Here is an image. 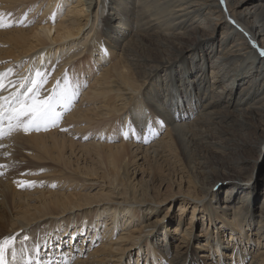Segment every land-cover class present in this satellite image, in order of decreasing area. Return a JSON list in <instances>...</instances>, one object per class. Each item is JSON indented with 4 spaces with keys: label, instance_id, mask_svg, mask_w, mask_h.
Here are the masks:
<instances>
[{
    "label": "bare ground",
    "instance_id": "1",
    "mask_svg": "<svg viewBox=\"0 0 264 264\" xmlns=\"http://www.w3.org/2000/svg\"><path fill=\"white\" fill-rule=\"evenodd\" d=\"M53 2H48L41 27L26 31L17 23L26 13L35 15L38 3L7 7L0 1V47L14 46L0 49L4 129L0 139V246L5 248V264H72L74 258L75 264H99L104 254L103 264H123L127 259L129 264L133 260L137 264H264V192L259 198L258 187L252 183L254 163L249 160L255 153L251 139L261 137L259 131L264 127V56L259 55L264 48V0ZM72 5L67 16H74L73 24L65 20L54 24ZM13 23L18 28L1 30ZM74 36L81 41H66ZM92 46L95 49L90 53ZM4 55L12 58L10 62H3ZM93 58L97 66L105 64L104 73L69 118L73 127L86 123L87 127L74 128L72 133L80 131L82 138L92 130L94 136L104 132L106 139H117L123 130L124 137L147 142L168 128L145 153L157 158L168 150L174 163L186 166L185 174L198 189L184 198L193 202L191 223L200 207L208 214L205 220L211 227L223 222L232 243H225L220 235H208L206 228L208 254L190 252L196 236L186 225L183 230V217L175 220L173 235L168 226L175 222L166 220L163 235L169 239L161 241L158 228L165 217L151 219L160 212L148 205L150 184L131 180L132 145L125 142L127 138L120 136L122 143L108 144L101 142L103 134L100 141L82 144L65 135L59 139L55 131L31 134L38 133L32 131L35 127L25 131L27 121L21 124L12 119L15 97L39 100L56 90L67 96L60 105L71 103L73 88L78 92L80 86L72 76L77 66H89ZM110 59L117 61L107 68ZM41 81L33 97L28 89ZM55 81L58 86L54 83L52 87ZM98 101L103 105L97 106ZM119 116L124 117L115 120ZM260 143L264 144L263 138ZM75 146L93 153L99 165L85 166L84 176L104 170L107 191L97 197L68 192L84 182L69 172L70 162L64 157L65 150ZM210 155L218 161H207ZM226 173L236 174L237 181H222L226 188L217 192L215 178ZM239 180L246 184L239 186ZM39 186L57 187L29 193ZM185 208L183 204L182 213ZM169 235L180 236L174 237L178 240L174 248ZM254 242L259 246L257 256L251 252ZM56 256L68 259L57 261Z\"/></svg>",
    "mask_w": 264,
    "mask_h": 264
},
{
    "label": "rangeland",
    "instance_id": "2",
    "mask_svg": "<svg viewBox=\"0 0 264 264\" xmlns=\"http://www.w3.org/2000/svg\"><path fill=\"white\" fill-rule=\"evenodd\" d=\"M0 1L5 2L6 3L5 6H7V7L10 5L14 7V6L20 5V4H22V2H26V1H32V2L38 3V7L34 11L35 15L30 14V16H29V14L26 13L24 15L23 19L20 20L19 23H17V26L19 28L24 27V29L26 31H29L27 29L40 28L41 24H42L41 18L46 13V9L48 8V2H52L53 3L52 5L56 4V2H53L54 0H0ZM255 1H257V0H255ZM72 7H73V5L68 7V8H65L63 10V14L62 15L60 14L57 18H55L53 20L54 24L58 25V23L62 20H65L66 24H73L74 16H71V15L67 16L68 10L72 9ZM66 16H67V18H66ZM82 21H83V23L86 22L85 17L82 18ZM18 27H15V23H13L10 27L5 28V29H1V30H14L15 28H18ZM73 29L76 30L77 27L75 26V27H73ZM78 29L82 33L83 32V25L81 24ZM54 35H55V32L52 33L51 37H53ZM76 39L79 42L81 41L79 39V36L71 37L66 41H71V40H76ZM95 40H96V38H95ZM13 47L14 46L12 43H7L5 45V47H0V49L4 48L5 50H10ZM40 48L41 47L35 49L31 53L38 51ZM89 49H90L89 52L93 53V50L95 49V47L92 46ZM82 57H85V55H83ZM4 58H5V55H4ZM94 58L96 59V57H94ZM94 58H93V61L91 59V61L87 62V64L89 66H85L86 64L81 65L82 63L79 66H77L78 68H76L77 70L75 71L74 75L72 76V79L74 76H76V79L74 78V80L76 81L78 79L77 82L78 83L80 82V86L77 88L78 92H75V88H73L74 94H75L73 101L71 103L69 102L68 104H66L65 107L62 105H58L56 108V111L59 115H58V118L55 120V122L47 124V125H42L40 129H33L32 130L33 132L38 131V133H31V134L46 135L47 133L49 134V133H52L55 131L58 133L57 138H59V139H61V137H62L61 135H65L67 138L74 140V142L82 143V144L83 143H85V144L91 143L92 141L94 142V140H96V142L100 141L103 134H104V136H103V140H101V142H105L108 144H119V143H122L123 138H127L128 140H126L125 142L126 143L129 142L132 145V147L130 148V150H131L130 155H131V160L133 161V163H132L133 167L131 168L130 173H129L131 180L133 181L134 184L140 185L143 182L144 183L148 182L150 184L151 191H150V196L148 199V203H149L148 205L151 204V206H154L160 212L158 217H156V214H153L154 216H152L151 219L155 220L158 218L162 219L163 217H165V220L163 221L164 223L161 222V225H159V228H158V232H159L158 236H160L161 241H164L165 239H169L168 235H163V230H164L165 224L167 225V222H168L166 220L169 219V220L175 222V220L179 221V219L183 217V219L185 221L184 225L182 226L183 230L186 229L187 227H189L190 232H193L194 235L196 236L195 238H193V240L190 243V249H191L190 252H198L200 256H201V253L202 254H208L207 253L208 252V249H207L208 245L207 244L205 245V243H204V238L207 237L206 236V228L210 230L208 235H210L212 233L214 234V236L220 235L221 238H223V240L225 241V243H229V242L232 243L231 234L229 233V231H226L224 229V225L222 224L223 222L217 221V225L215 227H211L209 222L207 220H205V218L209 219L208 214L204 211V209H202V208H201L202 210L199 209L200 207L198 208L197 211L200 210L201 212L196 213L195 218H194L193 222L191 223L190 219L192 218V214H193L192 212L194 210V206L192 204L193 202L191 200L184 199V198H188L187 196L190 195L189 193L194 195V190L197 191L198 189H197V185L194 183L193 179L191 177L187 176V174H185V171H187V169L185 168L186 166L185 165L180 166V164L174 163L173 159L170 158V156H168L169 155L168 150H167L168 154L165 152L164 155L160 154L157 158H154L151 155L145 153L146 147L151 146V144L153 142H155L153 140L157 141V139H160L163 136H165V134L168 131V128H163L159 132L158 136L155 137L154 139L146 140L148 143L145 141L142 142L140 140L133 141L134 139L130 140L129 139L130 137L129 138L127 136L124 137L123 136L124 131L122 130V132H121V126L119 127V132H121V133H120V135H118L117 139H106V134L104 132H100V134L102 135L101 137H98L96 135L97 133L94 136L92 133V130L90 132L88 131L89 134L86 135L85 137H82V138L80 136L82 134L80 131L78 132V134L72 133L74 128L87 127L86 126L87 123L85 124V126L83 125V126L78 127V125H77V126L73 127L71 125L72 123H70V124L68 123L69 118L72 115V113H74L76 111V109L80 106V104L82 103L81 100L83 98V95L85 97V93L88 92L91 89V87L94 85L93 83L96 82L94 80H97L96 78L99 79L101 77V75L104 73V71H101V68H103L102 65L104 63L99 65L100 66L99 67L95 64ZM11 59L12 58H5L3 62H10ZM78 60L79 59H76L75 61H78ZM116 61H117V59H114V60L110 59L109 62L106 63L105 67L109 68L110 66H113ZM105 67H104V70H107V69H105ZM72 68H74V66H72L71 69ZM22 72H23V70H22ZM77 82H75V84H77ZM54 83H56L55 87H57L58 81L53 82L52 87H53ZM82 87H83V89H82ZM87 104L88 103L85 104L86 107H87ZM89 105H91V104H89ZM96 105L101 106L103 104L101 101H98L96 103ZM74 108H75V110H74ZM87 109H88V107H87ZM92 114H94V113H92ZM123 117L124 116H119V117L115 118V120L118 118H123ZM107 120L103 121L102 123H105ZM63 125H64V127H63ZM100 126H101V124H100ZM117 126H119V125H117ZM122 129H123V127H122ZM111 132H112V129H111ZM85 133H86V131H85ZM83 135H84V133L82 134V136ZM259 135L261 137L255 138L256 136H254L251 139V144L254 143L255 153L253 154V156L249 157V160H251V163L253 161V163L255 164V166H254V164L252 165L253 172H254V180L252 181V183L258 187V197L262 199L263 192H264V144H262L260 142H261L262 138L264 139V127H262L261 130L259 131ZM120 136L122 137V139L120 138ZM133 142H135V143L133 144ZM138 144H139V146L142 147L141 149H139V151L137 149L139 147ZM177 151L178 150H176V154L179 155V152H177ZM64 153H65L64 157L70 162V165H69L70 171L69 172H71L73 174V176H81L82 179L84 180V182L80 181L81 185H79L80 187L82 186L83 188H79V186H77L76 188H73L74 190L68 191V192H75V193H78V191L83 192V193L86 192V194H90V195L97 197L103 191H107V187H108L107 180L102 179L104 170H99L98 174H95V176L94 175L88 176L87 174L84 176V174L82 173L85 171V166H91L94 168L99 166V165H97V159H94L95 157H94L93 153L88 152L89 153L88 154L87 152H84L79 146H75L74 148L68 147ZM134 160H135V162H134ZM206 160L211 162V163H215L218 161V160H216V158L214 156H211V155L208 156L206 158ZM236 176L237 175L233 174V173L231 175L226 173V174L221 175L220 177H216L215 178L216 181H214V183H213L214 185H216L215 186V189H217L216 191L218 192L220 190L219 188L220 187L222 188L224 183H228L229 181H233L235 183L237 181ZM222 181L224 183H222ZM239 182H240L239 186L246 184V182H243L242 180H239ZM116 185H117V183H116ZM56 187L57 186L33 187L29 193H34L37 190V188H39V191H42V190H44V188L55 189ZM225 188H226V186L223 187L222 190H225ZM20 189H23V188H20ZM36 195L38 196L39 194H36ZM222 196H225V193H223ZM152 198H153V200H152ZM185 200H188L189 202H191V204L190 205L187 204V202H185ZM183 204L186 206L185 213H182V211H181V206ZM221 205L224 206L223 203ZM220 210H221V208L219 209V212L221 213L222 210L221 211ZM108 219L109 218H107L106 220H108ZM124 223H125V220L123 218V219H121V225H123ZM176 224H177V222H175V224H173V225L168 226V233H170L171 235H173L171 229ZM204 224H205V227H204ZM49 225L50 224H48L47 226L49 227ZM131 230H132V228H131ZM181 231H182V228H181ZM103 232L104 231L102 229L101 233L103 234ZM119 234H121V232L115 233L113 236L117 237ZM169 237H170V235H169ZM174 237L177 238L180 236L174 235ZM174 237L171 236L170 237L171 240L169 242L171 245H173V248L178 243V240H174L175 239ZM99 238H102L101 234H99ZM162 239H164V240H162ZM47 243H49V241ZM55 243H57V242H55ZM144 244L147 245V242L146 243L144 242ZM66 245L68 246V244H66ZM258 247L259 246L256 245V242H254L253 250L251 252H254L253 254H255L256 256L258 255V252H257ZM79 248L77 247V249H79ZM186 248H187V246L185 247V249ZM65 249L67 250V249H69V247H67ZM87 250H89V247L87 248ZM146 250H147V246H145V251ZM90 251H91V249L88 252H90ZM65 252H68V251H65ZM134 253H135V251H133V254ZM56 257L57 258L55 260H57V261H60L61 258L68 259L67 257H64V256L61 258L58 256H56ZM136 257H137V254H136ZM105 259H106V254H104V256H102L100 258L101 263H99V264H103ZM212 259L213 258H211V260L209 259V262L212 263V261H213ZM231 260H233V259H231ZM76 261H77V259L74 258V260L72 261V264H75ZM128 261H129V259L124 260L123 264H129ZM143 262H144V260H143ZM132 263L137 264L136 261H134V260L132 261ZM58 264H60V262ZM64 264H69V263L65 262ZM141 264H142V261H141Z\"/></svg>",
    "mask_w": 264,
    "mask_h": 264
},
{
    "label": "snow or ice",
    "instance_id": "3",
    "mask_svg": "<svg viewBox=\"0 0 264 264\" xmlns=\"http://www.w3.org/2000/svg\"><path fill=\"white\" fill-rule=\"evenodd\" d=\"M259 55L264 56V48H261ZM39 76V73H37ZM43 81L39 84H34L31 88L28 89V92L32 93V96L35 97L39 92L40 87L42 86ZM15 111L12 119L23 124L27 121L25 131H27L28 126L35 127L40 129L42 125H47L49 123H54L58 118V113L56 108L58 105L66 103L67 96L63 92H58L53 90L52 93L45 96L43 99H28L15 97ZM9 239H5L3 242L5 245L9 243ZM13 259H15V253H13ZM0 264H5V248L0 246Z\"/></svg>",
    "mask_w": 264,
    "mask_h": 264
}]
</instances>
